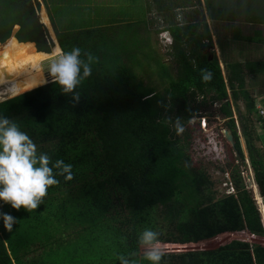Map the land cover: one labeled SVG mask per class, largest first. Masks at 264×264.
I'll return each mask as SVG.
<instances>
[{
    "label": "trees",
    "instance_id": "1",
    "mask_svg": "<svg viewBox=\"0 0 264 264\" xmlns=\"http://www.w3.org/2000/svg\"><path fill=\"white\" fill-rule=\"evenodd\" d=\"M92 1L98 5L88 12L94 23L84 18L79 22L83 11L77 18L72 13L73 24L65 31L51 20L53 46L30 0H0V42L6 39L0 44V92H10L0 101V114L28 134L39 152L71 164L74 177L66 181L57 176L60 183L49 187L42 205L32 212L0 201V213L17 220L9 232L0 219V264H120L119 255L135 264H150L138 243L146 228L158 231L160 242L182 244L180 251L174 250L179 246L165 250L161 264H264V228L230 148L226 183L233 194L217 198L214 182L193 162L188 143L192 119L205 116L215 104L213 112L224 119L243 160L234 130L235 110L253 182L264 196V156L253 143L259 139L250 124L256 109L243 72H264V60L248 56L240 64L221 51L222 73L207 24H218L222 38L242 41L247 54L263 56V30L242 35L241 25L264 29V0H165L156 14L172 39L174 74L156 54L155 41L141 45L135 27L140 21L145 24L144 13L137 22L125 19L119 26H101L97 23L106 15V3L85 2ZM174 2L183 12L181 19L176 13L167 17ZM127 11L118 13L131 17ZM136 11H143L141 0ZM74 47L93 57L91 75L78 87L81 101L75 107L57 84L43 83L51 77L41 60L51 56V50L53 56ZM135 67H144L165 86L156 88L148 78L144 82ZM204 69L211 72L210 81L202 78ZM245 232L253 238H242ZM218 235L222 237L214 244L190 245ZM74 237H106L108 242L100 241L94 256L75 263V246H68Z\"/></svg>",
    "mask_w": 264,
    "mask_h": 264
},
{
    "label": "rangeland",
    "instance_id": "2",
    "mask_svg": "<svg viewBox=\"0 0 264 264\" xmlns=\"http://www.w3.org/2000/svg\"><path fill=\"white\" fill-rule=\"evenodd\" d=\"M31 4L34 8L35 13L39 10H37L38 6H41V0H30ZM120 5L119 9L122 10H128L127 12L130 14L132 13L135 17V21H137V14L136 10L139 6V0H119ZM165 3V0H160V4L163 5ZM98 5L96 4V7ZM171 12L167 13V17H175L173 13H176L177 18L181 19L182 10L177 11L178 9H174L177 7L176 3L174 2L171 5ZM40 8V7H39ZM157 7L153 5L150 7L148 12L144 15L145 24H150V26H146L145 28H148L149 32H144L142 29V26L140 24H137L135 27V31L139 33L140 35V42L141 45L150 44L152 45L155 41L154 47L155 52L159 56V59L166 64V66L169 69V72L174 74L175 73V65L170 57L171 54V48H170V40L172 41L171 37L169 39H166L165 34H161L159 31L160 29V21L161 17L156 14ZM209 28L211 32V38H212V53L216 57L219 66L222 70V73H224V69L222 68L221 64V51L225 52L226 57L232 61H239L240 64H242L244 57L248 59H255V58H262L264 60V55L260 56L259 54L253 55V54H247V47L246 44H243L240 40H235L232 42L231 40H228L227 38H222L223 35H221V32L216 33V30L218 29V24H213L209 20ZM241 25V24H240ZM254 28V26H253ZM141 30V31H140ZM249 27L247 25H241V34L242 35H250ZM159 32V33H158ZM148 33V34H147ZM264 35V33H263ZM148 37V41L146 37ZM168 36V35H167ZM219 42V45L217 44V41ZM210 51V52H211ZM140 61L144 63L143 59H141L140 56H138ZM48 64V63H47ZM45 67V66H44ZM43 67V70H44ZM144 68V67H143ZM140 69L139 67H135V71L137 72L138 76L144 81H147V78L152 82V85L156 88L160 86H165V83L160 82L154 74H151L146 69ZM244 77H245V88L248 92V94L254 99V107L256 109V112L252 113L250 115L251 122L250 124L255 129V135L258 136L259 139L253 140L255 148H258L262 155L264 156V72H257V74H250L247 72L246 69L243 70ZM161 83V84H160ZM6 94L5 92H0V98L4 97ZM2 101V100H1ZM243 102L241 100L238 101L239 108L242 112L243 110ZM217 107L218 105H212L208 107V110L205 112V118H206V126L205 129H202L200 127V120L199 118L201 116L195 117L192 120L195 121V123H190L189 130H190V136H188V143H189V153L193 159V162L197 165L202 167L206 170L209 177L214 182V186L212 188L213 191L216 192L215 197H221L225 192L224 183L230 181V167L226 166V160H227V148L229 147V143L224 140V135L222 133V130L226 127L223 125V120L221 118V115H219L217 112H213L214 107ZM261 110H263L261 112ZM213 113V114H212ZM233 118H234V130L238 138V142L240 144V148L242 151V156L244 160L248 162L247 159V153L245 150V144H244V137H243V131L241 128L240 121L238 119V115L235 110H232ZM258 117V118H257ZM260 119V120H259ZM199 121V122H198ZM198 122V123H197ZM199 126V128H198ZM249 166V165H248ZM250 173L252 176L251 169L248 167H244V174L240 176L243 180V183L245 185V175ZM253 177V176H252ZM255 185V184H254ZM245 187V186H244ZM245 189L248 190L250 193V196L252 200L255 202V206L259 212L264 211V196L261 197L258 194L256 186L251 187H245ZM227 192V191H226ZM262 218L263 215H262ZM264 222V219H263ZM247 235V233H244ZM264 236V234L262 235ZM222 237L221 235H218L216 238H209L205 239L199 242H193L190 243V245L193 248V245L196 246V248H202V246H208L215 243V240L217 241L218 238ZM100 241H107L108 239L106 237H98V239L91 240V237H74L71 242H69L68 246L70 244H73L76 249V253L74 254V259H76L75 263H80L78 261L87 258L92 257L95 254V251L97 249V246L99 245ZM160 246L164 250H169L170 248L173 249L175 246H179V248H175V251H180L182 248V244H174V243H168V242H160ZM141 255L143 254V251L140 252Z\"/></svg>",
    "mask_w": 264,
    "mask_h": 264
},
{
    "label": "clouds",
    "instance_id": "3",
    "mask_svg": "<svg viewBox=\"0 0 264 264\" xmlns=\"http://www.w3.org/2000/svg\"><path fill=\"white\" fill-rule=\"evenodd\" d=\"M82 55L86 59H82ZM92 60L91 54H82L79 47L67 52L58 50L49 58L46 71L51 81L59 86L61 93L70 96L73 107L81 101L77 89L81 82L91 75ZM202 73L206 82L211 80V72L204 69ZM47 82L44 79L43 83ZM176 128L178 132L182 131L179 118ZM57 176L64 177L66 181L72 180V165L62 159L52 161L47 153L39 152L28 134L13 120L0 114V201L17 211L21 208L27 212L35 211L42 205L49 187L60 183ZM0 219L3 220L4 229L9 232L17 222L15 217L6 213H0ZM159 236L158 231L146 228L138 238V243L144 250V259L150 264H161L165 255ZM134 255L135 253L129 254ZM117 258L120 264H135L124 255Z\"/></svg>",
    "mask_w": 264,
    "mask_h": 264
},
{
    "label": "crops",
    "instance_id": "4",
    "mask_svg": "<svg viewBox=\"0 0 264 264\" xmlns=\"http://www.w3.org/2000/svg\"><path fill=\"white\" fill-rule=\"evenodd\" d=\"M85 1L86 0H41V6H39L40 10H39L38 14H40L43 17L44 22L46 23V26H47L50 33L54 34L53 24L59 28V31H65L68 27L72 26V24H73L70 21V19L74 18V15H75V18H77L76 13L80 12V11H83L82 19H80V21H79L80 23H82L83 18L86 19L87 22L88 21L93 22L92 20H90L88 18V12L92 9L95 12V10L98 7H96V3L95 2L93 3V1H92V3H89V2L87 3ZM97 1L100 2L101 0H97ZM103 1L106 3L104 9L106 10L105 16H106L107 20L104 21L105 16L103 15L102 19L97 23L98 25H101V26H103V25L104 26L118 25L119 26L121 23V20L126 19L127 21H131V22L135 20V17L133 14L130 15L131 17H127L128 15H124V14L120 15L118 13L119 12V5H120L119 0H103ZM141 3L143 5L142 13L138 14V12L136 11L137 19H140V20H141V17L143 16V13L145 15L148 12V10L150 9V7H152L153 5H155V7H157V9L161 7L159 0H157L156 2L154 0H141ZM175 9H178L177 11L181 10L178 7H175ZM72 13L74 15H72ZM112 18H113V20L115 19L116 21L113 22ZM51 20L53 21V24H52ZM83 22H85V21H83ZM90 22H89V24H91ZM137 23H139L142 26L143 31H145L144 27L150 26V24L143 25L142 21L137 22ZM160 23H161V21H160ZM207 24H209L208 21H207ZM92 26H94V25H92ZM247 26L250 29L249 30L250 33L252 32L253 29H256V30L261 29V30H263V33H264V29L262 28L263 27L262 25H254V28L252 25H249V24H247ZM208 27H209V25H208ZM159 30H160L159 32L161 34H165L166 37L170 38L169 37L170 34L168 33V30L161 29V27ZM218 32H219V30H216V33H218ZM259 215H260V222L262 224V227L264 228V222H263L264 218H262V215L264 217V211H263V213L260 212ZM245 233H247V235L243 234L242 236H248L247 238H251L249 236H253V235L249 234L248 232H245ZM262 238H263V236H262Z\"/></svg>",
    "mask_w": 264,
    "mask_h": 264
},
{
    "label": "water",
    "instance_id": "5",
    "mask_svg": "<svg viewBox=\"0 0 264 264\" xmlns=\"http://www.w3.org/2000/svg\"><path fill=\"white\" fill-rule=\"evenodd\" d=\"M14 30H15V28L12 27L11 30H10V34H11ZM10 34H9V35H10ZM5 40H6V39H5ZM5 40H4V41H5ZM4 41H3V42H4ZM56 41H57V40H56ZM3 42H0V44H3ZM210 48H211V47H210ZM210 48H208V49H210ZM208 49H206L205 51H207ZM48 61H49V60H48ZM48 61H46V62L43 63V67L48 63ZM49 83H52V81L50 80V82H48V83H46V84H49ZM44 85H45V84H44ZM22 93H23V92H22ZM7 98H9V97H6V98H3V99H0V101H1V100H4V99H7ZM222 133H223V135H224V140L227 141V142L229 143V148H230V150H231V152H232V155H233L234 164L236 165V167H237L239 173H240L241 175H243V174H244V167H246V168L249 167V166H248V162H247L246 160H244V158H243V160H241V157H240L238 151H237V150L235 149V147H234V142H233V139H232L231 131H230L229 129L225 128V129L222 130ZM244 177H245V187H249L250 185H251V187L255 186V185H254V182H253V178H252V176L250 175V173L246 174ZM254 201H255V200H254ZM254 201H253V203H254V205H255V202H254ZM243 237H246V236H242V238H243ZM247 237H248V236H247ZM249 237L253 238L252 236H249ZM262 239L264 240V237H263Z\"/></svg>",
    "mask_w": 264,
    "mask_h": 264
},
{
    "label": "built area",
    "instance_id": "6",
    "mask_svg": "<svg viewBox=\"0 0 264 264\" xmlns=\"http://www.w3.org/2000/svg\"><path fill=\"white\" fill-rule=\"evenodd\" d=\"M166 39H169L168 37H166ZM170 42H171V40H170ZM263 110H261V112H262ZM200 127L202 128V129H205V126H206V118H205V116L204 115H202L200 118ZM224 187H225V195H230V194H233V189H232V186H231V184L230 183H224ZM227 191V192H226ZM262 213V212H261Z\"/></svg>",
    "mask_w": 264,
    "mask_h": 264
},
{
    "label": "bare ground",
    "instance_id": "7",
    "mask_svg": "<svg viewBox=\"0 0 264 264\" xmlns=\"http://www.w3.org/2000/svg\"><path fill=\"white\" fill-rule=\"evenodd\" d=\"M38 17H39V14H38ZM44 25V24H43ZM45 26V25H44ZM45 28L47 29V31H48V34H49V37H50V40H51V42H52V45L54 46L55 44H54V41L52 40V37H51V34H50V32H49V30H48V28L45 26ZM51 56H52V50H51ZM51 56H49L48 58H45V59H41L42 61H44V62H46V61H48L49 60V58L51 57ZM40 59V58H39ZM25 88H27V87H25ZM25 88H23V89H25ZM10 92H8L7 91V95L9 94ZM6 95V96H7ZM5 96V97H6ZM4 98V97H3ZM1 99V98H0Z\"/></svg>",
    "mask_w": 264,
    "mask_h": 264
},
{
    "label": "flooded vegetation",
    "instance_id": "8",
    "mask_svg": "<svg viewBox=\"0 0 264 264\" xmlns=\"http://www.w3.org/2000/svg\"><path fill=\"white\" fill-rule=\"evenodd\" d=\"M206 49H207V48H206ZM207 51H208V50H207ZM46 69H47V64H46L45 67H44V71H45L46 74H48L47 71H46Z\"/></svg>",
    "mask_w": 264,
    "mask_h": 264
}]
</instances>
